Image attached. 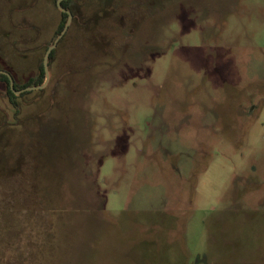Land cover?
Masks as SVG:
<instances>
[{"label": "rangeland", "instance_id": "374dc122", "mask_svg": "<svg viewBox=\"0 0 264 264\" xmlns=\"http://www.w3.org/2000/svg\"><path fill=\"white\" fill-rule=\"evenodd\" d=\"M72 6L47 87L15 115L0 83V264H264V0ZM60 13L0 0V70Z\"/></svg>", "mask_w": 264, "mask_h": 264}, {"label": "trees", "instance_id": "16d2710c", "mask_svg": "<svg viewBox=\"0 0 264 264\" xmlns=\"http://www.w3.org/2000/svg\"><path fill=\"white\" fill-rule=\"evenodd\" d=\"M72 0H68V1H63L62 2V6L65 7V8H69V4L71 3ZM100 1H105V0H100ZM107 1H111V0H107ZM12 7V6H11ZM13 8V7H12ZM10 8V10H8L10 16H12V12H14V10ZM100 13V15L105 18V19H108L109 15H110V12L109 10H107V8L105 7V5H103L102 7V12H98ZM61 14V21L56 29V32H55V36H58L62 30L64 29V26L66 24V20H67V14L65 13H60ZM37 29V28H36ZM36 32L37 30H35V36H36ZM2 38L4 39H8L9 38V34L8 33H5V32H0ZM40 37V36H39ZM39 37H36V40L39 38ZM34 40V39H33ZM32 40V42H33ZM47 50V49H46ZM18 53V52H17ZM20 57L24 58L23 56L25 54H18ZM55 55H56V50H54L51 55H50V60L53 61L55 59ZM4 63L1 62V58H0V66H3ZM37 70H38V73L35 77H29L24 83H19L18 80H16V76H15V90H22L24 88H27V87H30V86H35V85H41L44 83L45 81V71H44V65H43V60L39 61L38 64H37ZM0 83H4L6 84V91H7V96H8V99H9V102L10 104L15 107V115H18L19 113V99L22 98V97H25L27 96L28 94H30V92H24L22 93L20 96H16L14 94V92L12 91V89L10 88V81H9V78L4 75V74H0Z\"/></svg>", "mask_w": 264, "mask_h": 264}, {"label": "flooded vegetation", "instance_id": "af4514ba", "mask_svg": "<svg viewBox=\"0 0 264 264\" xmlns=\"http://www.w3.org/2000/svg\"><path fill=\"white\" fill-rule=\"evenodd\" d=\"M58 1V0H57ZM63 1H68V0H63ZM62 1V2H63ZM73 1L74 0H72L71 1V3L69 4V8L70 9H68V8H65V7H63L62 6V2H61V6L65 9V10H67V11H69L71 14H72V20H71V23H72V21H73V18L75 17V10L73 9V6H72V3H73ZM107 1V0H106ZM112 1V0H111ZM111 1H109V2H111ZM139 1V0H138ZM104 2V4H105V1H103ZM109 6L110 5H105V7L106 8H109ZM57 7H58V5H57ZM111 8V10L112 11H114L115 13V15L113 16V15H109V17H108V19H107V21L110 23V24H112L113 23V25H115L116 24V22L118 21L117 19H116V11L118 10V8H117V6H112V7H110ZM58 9H59V7H58ZM60 10V9H59ZM108 10V9H107ZM60 12L61 13H65V14H67V12H63V11H61L60 10ZM110 12V11H109ZM111 13V12H110ZM100 16V15H99ZM68 18H69V15L67 14V20H66V23H67V21H68ZM93 18V17H92ZM101 18V17H100ZM95 20H96V18H94ZM71 23H70V26H71ZM66 25V24H65ZM70 26L68 27V29H67V31L65 32V34L59 39V41H58V43H57V45L60 43V41L66 36V34H67V32H68V30L70 29ZM106 26V25H105ZM113 27V26H112ZM115 27V26H114ZM114 27L113 28H111V29H109V31H111V33H113V30L112 29H114ZM64 28H65V26H64ZM64 30V29H63ZM62 30V31H63ZM62 33V32H61ZM61 33L58 35V36H55V39H54V41H53V43L55 42V40L61 35ZM95 34H96V32L94 33V36H95ZM85 35H87V34H85ZM88 36V35H87ZM93 37V34L92 35H90L89 37H88V40H87V38H86V41L87 42H91V38ZM52 43V44H53ZM92 43V42H91ZM51 44V45H52ZM51 45H49V47L51 46ZM57 45H56V47H57ZM96 45V44H95ZM95 45L93 44V46L95 47ZM48 47V48H49ZM48 48H47V50H48ZM47 50H46V52H47ZM54 50H56V48L55 49H53L52 50V52L54 51ZM51 52V53H52ZM45 55H46V53H45ZM51 55V54H50ZM44 58H45V56H44ZM51 63H52V61L50 60V57H49V69H51L50 67H51ZM43 65H44V59H43ZM0 71H2V70H0ZM45 71V70H44ZM6 72V71H5ZM10 74V73H9ZM5 75V74H4ZM11 75V74H10ZM7 76V75H6ZM12 76V75H11ZM8 77V76H7ZM12 78H13V80H14V77L12 76ZM50 78H51V76H50ZM10 81V80H9ZM50 81V80H49ZM45 82V81H44ZM49 84V83H48ZM42 85V84H41ZM14 86H15V80H14ZM35 86H39V85H35ZM30 87H32V86H30ZM47 87V86H46ZM45 87V88H46ZM11 88V87H10ZM44 88V89H45ZM25 89V88H24ZM14 90H15V87H14ZM23 90V89H22ZM40 90H43V89H40ZM13 91V90H12ZM16 91H20V90H16ZM31 91H35V90H31ZM14 92V91H13ZM25 92H30V91H25ZM24 93V92H23ZM14 94H15V92H14ZM22 94V93H21ZM20 94V95H21ZM16 95V94H15ZM20 95H16V96H20ZM3 134L4 135H6V133H2V137L0 138V147H3V145L4 144H6L5 146H13L14 144H15V141L14 142H11L10 143V141H11V139L10 138H4L3 137ZM15 140V139H14ZM4 142H7V143H4Z\"/></svg>", "mask_w": 264, "mask_h": 264}, {"label": "water", "instance_id": "95a60500", "mask_svg": "<svg viewBox=\"0 0 264 264\" xmlns=\"http://www.w3.org/2000/svg\"><path fill=\"white\" fill-rule=\"evenodd\" d=\"M63 0H58L57 1V5L59 7V9L63 12H67V14L69 15V18H68V21L65 25V28L64 30L62 31L61 35L55 40V42L48 48L47 52H46V55H45V58H44V70H45V82L42 84V85H39V86H32V87H27L23 90H20V91H16L14 90V80L12 78V76L8 73V72H5V71H0V74H5L8 76L9 80H10V87L11 89L15 92L16 95H20L21 93L25 92V91H31V90H40V89H44L48 83H49V80H50V69H49V57H50V54L52 52L53 49L56 48V45L59 41V39L65 34V32L67 31L68 27L70 26V23H71V20H72V14L65 10L62 6H61V2Z\"/></svg>", "mask_w": 264, "mask_h": 264}]
</instances>
